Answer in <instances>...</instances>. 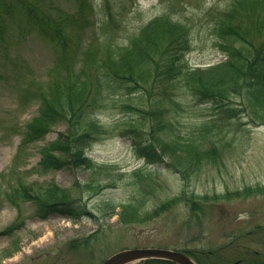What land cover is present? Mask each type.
I'll return each instance as SVG.
<instances>
[{
    "label": "rangeland",
    "instance_id": "374dc122",
    "mask_svg": "<svg viewBox=\"0 0 264 264\" xmlns=\"http://www.w3.org/2000/svg\"><path fill=\"white\" fill-rule=\"evenodd\" d=\"M52 1L70 18L65 26L71 38L67 47L32 22L19 7L10 17L4 11L0 13L4 21L0 27V197L11 192L19 180L73 189L77 182L110 183L115 179V187L109 186L95 198L83 188L73 190V194L93 212L100 199L119 206L140 191L146 193L149 208L183 191L207 198H197L200 208L196 213L178 204L153 221L128 227L120 222L119 207L109 218L95 211L96 217L79 220L59 215L41 219L27 203L22 209L23 226L13 234H0V264H102L121 250L215 251L240 238V243L264 255V191L226 197L246 187H264V123L249 108L231 116L221 113L214 103H197L188 91L178 92L180 108L170 114L178 131L185 138L202 139L206 146L212 140H218L221 146L218 163L202 165L187 181L175 170L161 163L149 164L139 157L132 138L123 134L137 115L123 107L119 95H107L102 100L95 118L109 133L98 136L86 148L89 158L109 168L98 173L72 167L41 170L40 149L65 131L64 124L24 145L28 126L40 106L36 95L49 79L69 72L78 75L84 66L90 71L93 66L88 68L85 62L104 57L110 47L129 45L156 18H167L187 28L191 45L184 59L188 66L206 67L222 61L219 24L238 0H87V18L83 22L78 18L81 0ZM12 5L19 6L14 1ZM240 101L235 99L232 107L240 110ZM204 124L211 130L205 133ZM203 134L207 136L202 138ZM119 173L123 176L118 177ZM16 217V208L6 200L0 201V232ZM96 231L99 241L75 250L68 248L70 240L87 238Z\"/></svg>",
    "mask_w": 264,
    "mask_h": 264
},
{
    "label": "trees",
    "instance_id": "16d2710c",
    "mask_svg": "<svg viewBox=\"0 0 264 264\" xmlns=\"http://www.w3.org/2000/svg\"><path fill=\"white\" fill-rule=\"evenodd\" d=\"M13 1L19 6H13ZM86 3L87 0H81L80 22L87 18ZM18 7L37 26L45 28L61 46L69 45L71 38L65 29L70 18L58 11L52 0H0V13L4 11L9 17ZM3 22L0 15L1 28ZM219 28V47L224 59L204 68H193L185 62L184 55L191 45L187 28L167 18H156L129 45L110 47L104 57L85 62L88 68L93 66L92 70L88 71L84 66L78 75L69 72L49 79L35 94L40 106L37 116L28 126L24 145L42 139L59 124H64L66 129L55 141L40 149L41 170L72 167L98 173L109 168L87 157L86 148L98 136L109 133L95 118V113L103 106L102 100L112 94L122 97L123 107L137 115L123 134L132 138L139 157L145 158L149 164L161 163L187 181L202 165L218 163L221 158L219 141L212 140L206 146L202 139L183 137L170 114L180 108L177 97L183 90L188 91L197 103H214L223 114L233 116L235 112L249 108L264 123V0H238L225 13ZM238 98L241 111L232 107ZM202 130L206 133L211 129L204 124ZM117 176L122 177L123 174ZM109 182L92 180L84 185L77 182L74 184L76 188L66 189L55 183L41 186L19 180L11 192L0 197V201H8L17 210L16 219L0 234H13L23 226L22 209L27 203L42 219L60 215L78 220L84 216L96 217L95 211L102 213L103 217H110L118 207L115 204L100 199L93 212L86 208L82 198L73 194V190L83 188L95 198L109 186H116L115 179ZM152 182L148 185L151 186ZM263 191L264 187L260 186L246 187L227 193L226 197L250 196ZM197 198L196 194L183 191L172 200L149 208L146 193L140 191L119 205L120 222L123 227L139 226L155 220L178 204L196 213L200 208ZM206 198L201 196L198 199ZM98 233L70 240L68 248L75 250L87 246L88 242L93 244L94 240H100ZM241 240H231L215 251L204 248H185L182 251L199 264H264V255L240 243ZM15 248L18 250L17 246ZM138 264L176 263L146 260Z\"/></svg>",
    "mask_w": 264,
    "mask_h": 264
},
{
    "label": "water",
    "instance_id": "95a60500",
    "mask_svg": "<svg viewBox=\"0 0 264 264\" xmlns=\"http://www.w3.org/2000/svg\"><path fill=\"white\" fill-rule=\"evenodd\" d=\"M151 259L166 260L177 264H197L184 252L158 248L123 250L109 257L103 264H131Z\"/></svg>",
    "mask_w": 264,
    "mask_h": 264
}]
</instances>
